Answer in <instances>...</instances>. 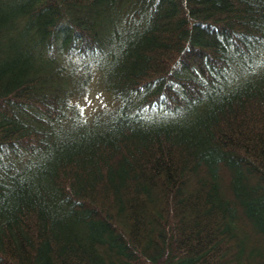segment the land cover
Masks as SVG:
<instances>
[{"label": "trees", "instance_id": "obj_1", "mask_svg": "<svg viewBox=\"0 0 264 264\" xmlns=\"http://www.w3.org/2000/svg\"><path fill=\"white\" fill-rule=\"evenodd\" d=\"M0 264H264V0H0Z\"/></svg>", "mask_w": 264, "mask_h": 264}, {"label": "rangeland", "instance_id": "obj_2", "mask_svg": "<svg viewBox=\"0 0 264 264\" xmlns=\"http://www.w3.org/2000/svg\"><path fill=\"white\" fill-rule=\"evenodd\" d=\"M30 39H31V37H28L24 40L26 45L28 46V44L29 45L32 44V46L35 48L36 52L41 50L42 46L40 47V45L33 44L30 41ZM57 60H59V58H57ZM62 66L65 69L70 70V69H68L69 64H63ZM37 69L40 70L39 67ZM42 74L45 76L47 74L49 75L47 68L42 70ZM89 75L90 74H88V75L86 74L85 76L78 77L79 79L77 82L78 86L79 85H81V86L86 85V88H88V89L85 88V90H83L81 94H78L76 96L72 95V97H71L72 105H73L74 109L81 110V113H83L86 116V119L91 118L93 114L99 113L102 110H104L108 113V112L112 111L114 108V102H113L111 96L109 95V93L106 91V89L103 85V82L97 83L96 81H94L92 83V80H91L92 77L90 79H88ZM97 75H99V74H97ZM48 77L46 78V80L48 82L52 83L54 86L56 84V82L50 81V78H48ZM86 80H87V83H86ZM60 90H62V89H60Z\"/></svg>", "mask_w": 264, "mask_h": 264}]
</instances>
